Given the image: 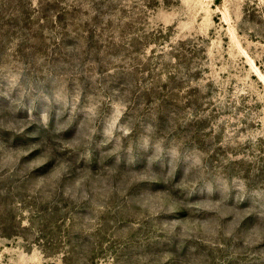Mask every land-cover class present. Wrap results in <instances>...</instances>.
Returning <instances> with one entry per match:
<instances>
[{"label":"rangeland","instance_id":"rangeland-1","mask_svg":"<svg viewBox=\"0 0 264 264\" xmlns=\"http://www.w3.org/2000/svg\"><path fill=\"white\" fill-rule=\"evenodd\" d=\"M0 264H264V0H0Z\"/></svg>","mask_w":264,"mask_h":264}]
</instances>
